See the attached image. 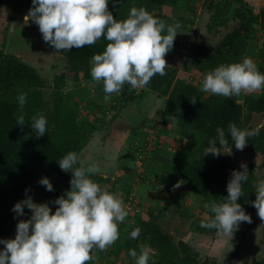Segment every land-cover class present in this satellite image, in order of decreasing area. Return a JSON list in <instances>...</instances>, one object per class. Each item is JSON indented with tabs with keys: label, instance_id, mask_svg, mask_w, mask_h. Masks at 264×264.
<instances>
[{
	"label": "trees",
	"instance_id": "trees-1",
	"mask_svg": "<svg viewBox=\"0 0 264 264\" xmlns=\"http://www.w3.org/2000/svg\"><path fill=\"white\" fill-rule=\"evenodd\" d=\"M235 1L237 4L229 0H205L208 13L206 28L209 32L217 34L221 27L228 25L230 19L238 23L214 45L210 54L204 58H196L194 67L199 73L210 72L221 64L242 61L249 35L253 30L258 28L264 34V6L254 11L244 0ZM180 2L183 3L184 0H119L114 6L110 0L108 8L118 21L126 19L130 8L135 6L144 7L154 17L171 24L166 21L162 7L174 8ZM4 6L11 7V19L17 22V17L21 18L23 11L29 10L32 3L31 0H0V10L5 8ZM37 35L41 39L44 51L46 52V49L53 51L65 63V71L55 74L50 84L38 67L25 61L22 55H15L5 48V37L0 43V239H13L18 221L30 217L27 207L22 216H17L13 212L14 204L26 198V189L27 195L33 197L38 194L42 202H48L52 211H55L57 206L52 201L66 190H70L72 175L70 171H63L57 160L69 151H75L79 155L90 142L94 131V127L81 117L79 103H70L62 86L68 78L73 81L81 78L91 79L90 59L94 54L102 53L108 41L101 37L94 45L73 47L69 51H55L50 44L44 42L40 31ZM257 57L256 65L259 71L264 73V41L257 52ZM165 71L166 75L154 76L148 85L141 88V92L135 94V91L131 90L121 99L118 98L111 107L120 111L121 102L125 101L130 111L135 113L136 116L132 117L126 129L133 140L143 131L149 132L147 131L149 128L146 127L152 125L141 108H138V101L142 99L144 92H147V95L158 94L164 97L162 115L171 120L179 138L186 139L187 155L184 160L177 157L171 160L155 152L152 154V160L155 161L154 166L157 169L168 176L180 179L188 189L200 195L204 206L200 216L191 221V232L203 235L217 233L215 229L200 227L201 220H206L211 215L205 205L213 200L216 202L225 200L231 172L241 170V162L247 163L249 177L247 182H242L243 196L238 202L244 209L253 213L250 226L254 225L260 219L257 209L252 204L256 199L257 165L242 156L241 152L251 151L264 155V128H261L259 135L251 137L241 151L235 148L228 133V125L235 123L241 129L255 128L252 124L254 115L264 118V90L259 93H244L241 99L239 96L224 98L205 93L201 91L200 85L178 78L177 69L170 64ZM46 87L51 88L48 97L44 91ZM21 92L27 94L22 113L17 102V96ZM192 97L197 99L195 104L190 102ZM93 106L101 107L95 103ZM37 113L46 116L48 129L47 133L39 138L30 127L31 118ZM21 114L25 116L24 125L16 123L17 117ZM218 126L224 129L227 139V144L221 150L234 146L238 153L234 163L224 154L202 155L209 139L216 135L215 130ZM42 176L50 178L53 191L46 190L45 186L38 183ZM92 179L101 187L110 182L113 187L119 180L118 177L103 173L94 175ZM164 201H167V198H164ZM144 207L147 218L141 217L136 224L129 227V233L139 227L141 229L139 237L124 240L123 251L127 257L134 259L129 255L130 249H135L139 254L140 240L147 242L148 249L152 252L150 264L153 260L155 264H216L213 257L202 256L193 248L188 240L183 238L184 235L176 238L172 232L163 229L159 221L165 215L163 208H152L149 204H145ZM246 232L247 230L240 235L237 248L230 250L231 256L236 257L240 254ZM3 247L4 245L0 244V249ZM106 251L107 249L102 252L94 250L95 259L88 264L101 262ZM130 262L131 260L127 264ZM254 264H264V256Z\"/></svg>",
	"mask_w": 264,
	"mask_h": 264
},
{
	"label": "clouds",
	"instance_id": "clouds-1",
	"mask_svg": "<svg viewBox=\"0 0 264 264\" xmlns=\"http://www.w3.org/2000/svg\"><path fill=\"white\" fill-rule=\"evenodd\" d=\"M110 0H31L27 18L39 27L45 43L55 51H69L73 47L94 45L101 37L108 43L104 51L90 59V75L96 82H103L105 99L119 94L124 85L143 88L156 76L166 75V54L173 48L181 27L178 21L166 24L154 17L144 7H131L126 19L118 21L109 10ZM114 6L119 0H112ZM264 90V73L260 72L251 58L230 64H221L205 74L201 91L224 98ZM27 94L21 92L17 102L21 113ZM196 97L190 102L195 104ZM16 123L25 124L23 114ZM31 129L36 137L47 133V118L37 113L31 118ZM264 124L255 128H239L229 123L228 133L237 150H243L249 139L259 135ZM216 135L209 139L203 156L231 154L221 150L226 144L225 131L216 128ZM219 145V147L217 146ZM59 167L71 172L70 190L57 197L52 211L48 202L37 203L30 195L16 202L13 212L24 215L31 210L28 219H21L13 239H0V264H88L95 259L94 250L105 251L119 238V224L129 215L124 201L115 193L102 188L92 177L100 173V166L92 161L87 166L80 163L75 151L67 152L57 160ZM241 170H232L227 183L225 200L207 203L211 214L202 219L200 227L215 229L224 237L232 238L241 222L251 223V216L238 202L243 196L242 182H247V163H240ZM39 184L53 191L50 178L42 176ZM177 181L174 187H180ZM256 199L252 201L258 216L264 220V180L256 185ZM141 229L134 228L129 236L137 239ZM135 264H150L152 252L141 248L129 250ZM155 264V261H151Z\"/></svg>",
	"mask_w": 264,
	"mask_h": 264
},
{
	"label": "rangeland",
	"instance_id": "rangeland-1",
	"mask_svg": "<svg viewBox=\"0 0 264 264\" xmlns=\"http://www.w3.org/2000/svg\"><path fill=\"white\" fill-rule=\"evenodd\" d=\"M206 3L205 0H184L183 3L180 2L174 8L162 7V12L164 15L166 14L168 23L178 21L181 25L178 29L181 33L176 35L173 48L166 54V62L177 69L178 78L191 81L201 87L202 80L208 72L199 73L194 67V61L198 57L204 58L210 54L214 45L238 23V21L230 19L227 26L221 27L217 34H212L206 28L208 17ZM188 6L191 8H187ZM248 6L254 11L260 8L255 4L248 3ZM4 7L0 10V43L5 37V48L15 55H22L25 61L38 67L42 76L50 84L55 74L65 71L64 60L53 51L48 49L46 52L44 51L41 39L37 35L39 33L38 25L26 17L29 10H24L21 18L17 17V22H19L17 23L11 19V7ZM12 23H14L13 32L9 34ZM249 36L246 51L242 58H251L257 64V52L264 41V34L260 29L255 28ZM62 90L65 96H68L70 103H79L81 117L94 127L91 139H98L99 143L103 144L114 133H121L123 136L125 135L124 140L128 143L127 145L133 143V145H126L124 148L126 150H123L124 156H127L124 161H122L123 159L120 160L119 157V163L118 161L114 163L118 166L105 173L114 176V178L118 177V182L113 187L111 182L102 186L107 191L117 194L124 201L129 215L118 226L120 238L107 248L103 260L94 264H127L130 260V264H135L134 259L124 254L123 243L126 238H130L129 227L136 224L141 217L147 218V215L144 214L145 204H149L152 208H163L165 215L159 220L163 229L172 232L176 238L184 235L183 238L187 239L190 245L193 244L191 245L193 248H200L201 251L199 252L205 256L203 253L206 246L213 244L211 239L218 233L213 235L202 234L205 237L201 238L203 236L190 230L191 221L200 216L204 206L200 195L188 189L184 183L180 187H174L176 182L181 180L168 176V174L157 169L154 166L155 161L152 160V154L155 152L159 155H165L171 160L176 157L184 160L187 155L186 139L179 138L176 128L169 124L171 120L164 117L160 112V108L164 106V97L151 94L155 96L152 100L149 98L151 96L144 92L142 99L138 101V108H141L144 116L149 117L148 119L152 120L154 124L149 128L151 129L149 134H140L138 138L135 137L132 140L129 130L126 129L129 127L127 125L132 121V117L136 116L135 113L130 111L125 101L121 102L120 111L112 108L111 105L117 102L118 98L121 99L125 94H129L131 90L138 94L141 92V88H132L125 84L119 94L113 93L108 99H105L106 94L103 90L102 81L96 82L93 79L85 80L83 78L73 81L68 78L62 86ZM44 91L48 97L51 88L46 87ZM260 91L251 93H259ZM243 94L239 95L240 99ZM94 103L101 105V107L93 106ZM150 107L152 109L148 111ZM115 112L118 113L115 114ZM162 120H166V122H162ZM252 124L254 127L264 124V118L260 115H254ZM91 150L95 151V148L91 147ZM223 151H231V154L225 153L224 155L231 162L236 161L238 153L234 146L225 147ZM89 153L90 150H86L84 156ZM241 155L257 165L255 170L257 183L264 180V155L251 151H243ZM80 162L90 163L84 157H80ZM32 198L35 202L42 203L38 194ZM164 198H167V201H164ZM244 210L252 218L253 213L247 209ZM27 211L31 214V210L27 208ZM250 225L249 222H241L233 237H227L230 247L225 246L219 256H213L216 264H218L217 259H219V264H254L264 256V220L260 218L254 225ZM245 230L247 232L240 254L236 257L231 256L230 250L237 248L238 239ZM190 235L194 238L191 239V236L189 239ZM148 247L147 242L138 241L139 250Z\"/></svg>",
	"mask_w": 264,
	"mask_h": 264
},
{
	"label": "crops",
	"instance_id": "crops-1",
	"mask_svg": "<svg viewBox=\"0 0 264 264\" xmlns=\"http://www.w3.org/2000/svg\"><path fill=\"white\" fill-rule=\"evenodd\" d=\"M245 2L249 3V4H255V6H258V7H262L264 6V0H244ZM167 7V6H165ZM172 8V7H171ZM171 14V13H170ZM92 79V78H91ZM90 80V79H89ZM152 100L154 99V95H150ZM152 109V107H150L148 109V111H150ZM154 109V108H153ZM162 110V108H160ZM161 114H162V111H160ZM149 118V117H148ZM166 120H162V122ZM149 122L152 123V125L154 124L152 120L149 119ZM167 122L169 123V120H167ZM171 124V123H169ZM151 125V127H152ZM151 127H146V128H151ZM145 128V127H144ZM149 132H142L145 133L146 135L150 133L151 129L147 130ZM119 134V135H117ZM127 137V136H126ZM125 139V135L123 136L121 133H114L113 135H111L110 139H108L105 143L103 144H100L98 139H95V138H92L90 140V142L88 143L87 147L85 148V150H82L80 153H79V156L82 158L84 157L85 159L87 158V161L88 162H92V161H95L99 164L100 166V172L105 174V173H108L107 171H110L112 169H114V167H117L118 164H114V163H119V160L118 158L120 157V160L124 161V159L127 157L126 155L124 156V153H123V148H126V145L128 143H126V140ZM130 146L132 144H129ZM127 145V146H129ZM91 147H94L95 148V151H92L91 150ZM86 150H90V153L88 155H85L84 154L86 153ZM126 151V150H125ZM167 156L169 154H166ZM174 159V158H173ZM84 163V162H82ZM181 213V212H179ZM201 236H203L202 234H199ZM200 236V237H201ZM205 236L201 237V238H204ZM194 237L192 236L191 239H193ZM201 238H198V240H201ZM211 239V238H210ZM211 240H213V244L212 245H207L206 248H205V251L203 253V255H207V256H219V254L221 253V251L224 250L225 246L226 247H230V244L227 240V237H222L221 235L217 234L215 235V237H213ZM227 240V241H226ZM193 245V244H191ZM198 251H201L200 248H196ZM227 250V249H226ZM217 262L219 264V259H217Z\"/></svg>",
	"mask_w": 264,
	"mask_h": 264
},
{
	"label": "water",
	"instance_id": "water-1",
	"mask_svg": "<svg viewBox=\"0 0 264 264\" xmlns=\"http://www.w3.org/2000/svg\"><path fill=\"white\" fill-rule=\"evenodd\" d=\"M230 2H233L234 4H237V2L235 0H229ZM13 28H14V23L11 24L10 26V32L9 34H11L13 32Z\"/></svg>",
	"mask_w": 264,
	"mask_h": 264
}]
</instances>
